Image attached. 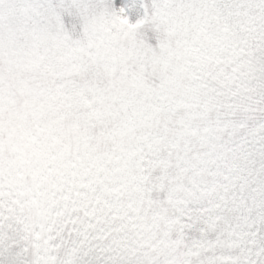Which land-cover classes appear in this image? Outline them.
<instances>
[{
    "label": "clouds",
    "instance_id": "clouds-1",
    "mask_svg": "<svg viewBox=\"0 0 264 264\" xmlns=\"http://www.w3.org/2000/svg\"><path fill=\"white\" fill-rule=\"evenodd\" d=\"M237 81L264 96L258 0H152L136 19L112 0H0V212L14 237L55 240L93 217L124 264H206L176 222L226 235L197 151L219 111L246 102Z\"/></svg>",
    "mask_w": 264,
    "mask_h": 264
},
{
    "label": "trees",
    "instance_id": "trees-1",
    "mask_svg": "<svg viewBox=\"0 0 264 264\" xmlns=\"http://www.w3.org/2000/svg\"><path fill=\"white\" fill-rule=\"evenodd\" d=\"M258 116V122L248 129L240 124L243 129H236L222 139L215 134L206 143L213 145L217 156L226 157L232 165L231 180L212 179L218 186L217 202L227 213L226 235L211 233L206 239L215 242L220 235L238 244L239 247L227 252L218 250L216 256H231L240 264H264V112ZM232 187L235 190L227 195L225 189ZM193 211L203 213L204 208L194 205ZM193 236L200 238L198 231Z\"/></svg>",
    "mask_w": 264,
    "mask_h": 264
},
{
    "label": "snow or ice",
    "instance_id": "snow-or-ice-1",
    "mask_svg": "<svg viewBox=\"0 0 264 264\" xmlns=\"http://www.w3.org/2000/svg\"><path fill=\"white\" fill-rule=\"evenodd\" d=\"M124 3L125 0H119L118 7L127 11L123 6ZM258 6H264V0H258ZM234 87L244 92L246 101L255 100L258 104H264V96L250 94V85L246 87L245 84L237 81ZM224 108H228V106ZM193 221V217L186 215L176 222L177 232L181 237L176 243L181 244L190 255L193 253L196 256L203 254L207 258L206 264H240L238 259H233L231 256H216L218 250L227 252L239 247L238 244L221 237L215 242L194 237L193 233L197 231L201 236L204 227L202 223ZM95 222L93 217H88L85 228L67 229L61 237L55 240L40 241L38 236L31 240H25L14 237L15 225L6 218V214L0 212V264H61L58 253L65 248L72 250L75 258L74 264H124V257L117 256L112 248L104 247L101 244V240L106 237L101 235L99 229H94ZM39 243L48 245L49 254L47 256H41L37 251ZM34 256L40 257V260H34Z\"/></svg>",
    "mask_w": 264,
    "mask_h": 264
},
{
    "label": "rangeland",
    "instance_id": "rangeland-1",
    "mask_svg": "<svg viewBox=\"0 0 264 264\" xmlns=\"http://www.w3.org/2000/svg\"><path fill=\"white\" fill-rule=\"evenodd\" d=\"M112 2L115 6H119V0H112ZM151 4L152 0H125L123 6L129 15L136 19L144 15L150 9ZM253 101L255 100H248V103H244L239 107L222 108L217 115L216 123L212 126L208 139L212 140L215 134L222 139L231 135L236 129H243V127L248 129L251 124H256L260 117L258 115L264 112V104H258ZM227 103L231 105L233 102L229 100ZM229 120H232L231 124L227 123ZM197 155L201 156L206 162L207 172L210 174L211 179L217 177L222 181H226V178L232 179L229 175V171H232V165L226 157L217 156V150L213 145L207 146L205 144L204 147L198 149ZM233 189V187L225 189V193L229 195L231 191L235 190Z\"/></svg>",
    "mask_w": 264,
    "mask_h": 264
}]
</instances>
